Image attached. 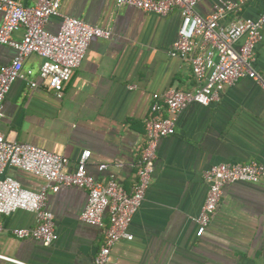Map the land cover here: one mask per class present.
Masks as SVG:
<instances>
[{
  "label": "crops",
  "instance_id": "1",
  "mask_svg": "<svg viewBox=\"0 0 264 264\" xmlns=\"http://www.w3.org/2000/svg\"><path fill=\"white\" fill-rule=\"evenodd\" d=\"M18 1L25 6L37 2ZM216 1L201 0L195 11L207 15ZM59 11L112 34L91 39L61 97L36 75V88L14 81L3 101L0 132L64 155L69 169L88 149L87 171L103 182L115 178L129 191L152 95L195 87L190 63L169 55L181 12L174 8L161 16L118 6L115 0H61ZM262 11L264 0H250L223 24ZM60 20L51 17L46 28L56 32ZM21 35L14 33L17 39ZM14 55L11 47L0 45V68ZM41 61L31 54L24 67L36 72ZM253 65L264 78V28ZM132 84L136 87L130 89ZM253 160L264 164V90L243 77L225 86L218 100L207 106L191 103L178 114L175 133L158 143L149 187L128 228L133 239L116 242L105 264H264V182L226 185L210 223L202 227L194 220L207 191L204 170ZM100 164L107 167L100 170ZM5 174L33 191L44 183L41 176L14 167ZM86 202L87 191L76 186L48 193L46 206L58 235L50 245L13 235L14 228L34 225L33 213L18 209L3 215L0 254L25 264H92L104 244L108 218L102 226L82 221ZM0 264L19 263L0 258Z\"/></svg>",
  "mask_w": 264,
  "mask_h": 264
},
{
  "label": "built area",
  "instance_id": "2",
  "mask_svg": "<svg viewBox=\"0 0 264 264\" xmlns=\"http://www.w3.org/2000/svg\"><path fill=\"white\" fill-rule=\"evenodd\" d=\"M118 6L128 5L145 12L168 15L174 8L182 19L178 36L172 42L169 55L190 63L195 87L192 90L168 89L154 93L149 114L145 119V135L135 161V180L129 191L115 178L103 182L87 171L91 151L84 149L75 166L69 169V159L44 147L18 142L0 132V231L4 229L2 216L18 209L34 215V225L18 227L12 233L19 239H34L50 245L58 235L53 213L46 206L49 192H57L61 186H76L87 191V202L80 214L84 222L104 225L105 241L92 260V264H105L111 247L122 239L132 240L129 225L142 204L155 166L156 150L160 139L175 133L178 114L189 104L207 106L220 97L227 85L240 78L249 77L264 90V78L254 68L255 50L263 38L264 11L253 18H239L228 26L223 21L229 14L243 11L250 0H217L207 15L195 11L201 0H115ZM61 0H37L33 6H25L18 0H0V45L15 51L13 58L0 68V117L3 101L18 79L31 88L38 86L35 75L62 96L63 85L77 69L92 38H110L109 28L87 23L79 18L60 13ZM61 18L56 32L46 28L51 17ZM22 33L19 39L14 33ZM31 54L42 61L35 72L24 67V60ZM136 85L129 86L130 89ZM9 167L18 168L41 176L44 183L33 191L5 174ZM107 167L100 164L99 169ZM207 191L195 222L207 226L220 202L223 188L235 182H264V164L248 163L212 164L203 172ZM0 258L25 264L6 255Z\"/></svg>",
  "mask_w": 264,
  "mask_h": 264
}]
</instances>
